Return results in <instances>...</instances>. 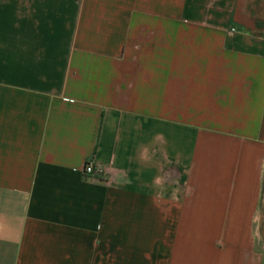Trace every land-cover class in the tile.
Here are the masks:
<instances>
[{
	"label": "crops",
	"instance_id": "obj_1",
	"mask_svg": "<svg viewBox=\"0 0 264 264\" xmlns=\"http://www.w3.org/2000/svg\"><path fill=\"white\" fill-rule=\"evenodd\" d=\"M0 264H264V0H0Z\"/></svg>",
	"mask_w": 264,
	"mask_h": 264
},
{
	"label": "built area",
	"instance_id": "obj_2",
	"mask_svg": "<svg viewBox=\"0 0 264 264\" xmlns=\"http://www.w3.org/2000/svg\"><path fill=\"white\" fill-rule=\"evenodd\" d=\"M233 32V29H230L229 34ZM100 172L99 168L92 167L89 162H87L83 167V174L90 175V174H98Z\"/></svg>",
	"mask_w": 264,
	"mask_h": 264
}]
</instances>
